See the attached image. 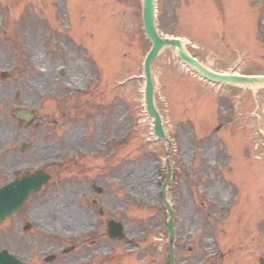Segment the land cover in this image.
Returning <instances> with one entry per match:
<instances>
[{"label":"rangeland","instance_id":"rangeland-1","mask_svg":"<svg viewBox=\"0 0 264 264\" xmlns=\"http://www.w3.org/2000/svg\"><path fill=\"white\" fill-rule=\"evenodd\" d=\"M234 10L246 28L224 29L248 35L225 51L212 0H157L158 28L215 72L264 76V0H236ZM150 48L142 0H0V186L14 169L56 175L50 185L77 264H168L167 143L144 107ZM152 74L173 143L167 195L177 264H259L264 87L204 82L173 49L153 62ZM19 109L34 121L17 119ZM22 143L31 144L24 153ZM111 219L126 227L121 242L107 239Z\"/></svg>","mask_w":264,"mask_h":264},{"label":"flooded vegetation","instance_id":"flooded-vegetation-1","mask_svg":"<svg viewBox=\"0 0 264 264\" xmlns=\"http://www.w3.org/2000/svg\"><path fill=\"white\" fill-rule=\"evenodd\" d=\"M235 3L236 0H212L216 21L223 27L218 44L222 45L224 51L232 46L233 40L243 41L248 35L242 33L238 39L236 36L232 38L231 33L224 29L247 26L246 20L240 24L236 18ZM203 5L202 2V14L206 10ZM23 176L19 175L16 179ZM57 200L52 186H44L20 212L0 224L1 247L11 258L16 257L24 264H77V257L71 254L74 250V245L70 243L72 231L68 227L69 222L61 219V211L55 206Z\"/></svg>","mask_w":264,"mask_h":264},{"label":"water","instance_id":"water-1","mask_svg":"<svg viewBox=\"0 0 264 264\" xmlns=\"http://www.w3.org/2000/svg\"><path fill=\"white\" fill-rule=\"evenodd\" d=\"M156 0H143V10H142V18L144 24V31L146 33L147 38L152 44V48L148 53L145 59L144 72L146 77V86H145V105L148 116L153 120L154 123V131L157 138L164 140L168 144L167 155H170L171 150V142L166 137L164 127L162 124L161 115L157 109V106L154 101V88L152 81V73H151V64L153 61L159 56L160 52L168 47H173L180 58L185 64L193 68L199 75H201L204 79L213 82V83H230V84H264V77H244L238 76L235 77L233 75H222L215 73L208 68L204 67L201 63H199L196 59L188 54V52L184 49L182 42L179 39H169L163 38L159 35L156 22ZM17 117L19 119L30 122L33 117L31 114L24 113L19 111L17 113ZM26 146H23V149ZM166 165L168 168V176L162 188L163 200L168 212L170 214V221L168 223V229L170 232V246H171V256H172V264L174 263L173 256V242L175 239V228H174V211L170 206V203L166 197V187L171 180L172 177V169L170 166L169 159L166 160ZM50 177L48 175L39 174L36 176L26 177L24 180L20 182H16L11 184L8 187L0 190V222L4 221V219L10 214L18 211L23 203L28 199L30 195L34 192L40 190V188L48 181ZM100 191V190H98ZM109 234L112 238H122V227L114 222H111ZM0 262L1 264H6V260L3 258V254L0 253ZM261 264H264V259L260 260ZM13 264H19L17 262H13Z\"/></svg>","mask_w":264,"mask_h":264},{"label":"bare ground","instance_id":"bare-ground-1","mask_svg":"<svg viewBox=\"0 0 264 264\" xmlns=\"http://www.w3.org/2000/svg\"><path fill=\"white\" fill-rule=\"evenodd\" d=\"M262 23L264 24V18L262 19ZM35 58H36V53H35ZM210 69V68H209ZM211 70V69H210ZM227 74V73H226ZM237 76H235V77H238L240 74L239 73H235ZM236 86H238V87H247V88H249V89H252L253 91H255V92H258V90H259V88L261 87H264V85H259V86H257V85H244V84H242V85H236ZM260 88V89H261Z\"/></svg>","mask_w":264,"mask_h":264}]
</instances>
